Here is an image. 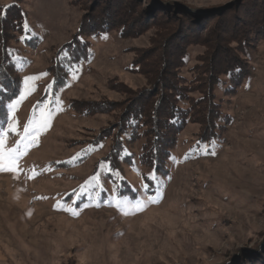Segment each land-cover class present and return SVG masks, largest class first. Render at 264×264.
Instances as JSON below:
<instances>
[{
	"label": "rangeland",
	"instance_id": "374dc122",
	"mask_svg": "<svg viewBox=\"0 0 264 264\" xmlns=\"http://www.w3.org/2000/svg\"><path fill=\"white\" fill-rule=\"evenodd\" d=\"M78 1L0 0L1 7L19 4L31 28L9 43L16 66L11 84L18 92L8 105L22 93L24 99L14 113L6 107V120L14 116L16 129L4 125L6 148L16 147L23 155L17 167L0 171V264H264V39H253L241 54L247 78L231 84L219 77L212 96L220 117L209 132L214 144L201 146L204 155H192L204 124L194 118L175 130L165 174L152 179L157 184L152 191L144 187L149 170L139 163V140L130 146L136 167L119 166L129 183L119 188L117 181L105 180L97 198L102 200L75 210L70 196L107 167L112 135L122 130L123 115L133 105L142 109L149 100L170 95L167 83L178 89L173 72L183 85L194 82L201 63L211 67L212 55L224 45L235 46L246 22L256 28L264 24V0H133L132 16L148 18L147 27H134L126 36L117 30L82 36L77 48L84 58L63 72L56 58L79 33L81 19L92 13L103 18L121 0L105 3L96 14L92 0ZM176 38L178 52L183 53L180 42L186 43L181 67L170 55L175 49L165 48L167 69L155 76L146 67L132 70L134 60L143 59L140 51L158 50L163 39L168 44ZM34 76L40 78L29 81L28 91L25 79ZM182 91L187 96L174 104L188 110V99H199L201 93ZM49 113L48 127L35 143L21 140L29 119L40 121ZM103 134L110 137L82 155ZM120 138L126 143L129 133ZM157 196L158 202L142 210H121L116 203Z\"/></svg>",
	"mask_w": 264,
	"mask_h": 264
},
{
	"label": "trees",
	"instance_id": "16d2710c",
	"mask_svg": "<svg viewBox=\"0 0 264 264\" xmlns=\"http://www.w3.org/2000/svg\"><path fill=\"white\" fill-rule=\"evenodd\" d=\"M80 1L82 0H79L78 4ZM109 1L111 4L114 3V0H96L94 3L92 0V12L96 14V11L104 7V4L109 3ZM116 3L119 4L118 8L114 6L115 8L111 9L103 18L92 13V16H86L81 19L79 33L74 39L61 46L60 50L62 54L56 58L55 63L59 65V68L61 67L60 69L63 72L84 58L77 48V45L84 42L82 36H99L112 30L120 31L123 36H126L134 27L140 29L142 27H147L145 22L149 20L148 18H144L143 15L140 16V18H134L132 16L130 11L133 12V4L135 3L133 0H121L120 2L116 1ZM24 22L25 14L20 9L19 4L12 3L7 7L0 6V122L6 120V107L15 97V93L18 92V89H15L16 86L12 87L11 84L16 78V66L13 60L14 56L9 50V43L12 40H16L19 34L25 33ZM206 24H209V22ZM246 25L248 28L241 30L239 36L235 37L237 38L236 40L234 39L236 42L235 46L224 45L219 49V53L212 55L214 63L212 62L211 67L207 65L204 67V62L200 64L201 66L195 71L196 80L194 82L183 85V78H181L178 73L173 72L172 81L177 82L179 88L176 89L172 87L171 84L167 83L165 85H169L167 87L165 86V91L169 90L171 92L170 95H173L174 99H171L170 97L172 96L169 94V96L161 94V97L158 99L156 98L157 100H149L142 106V109H137L138 106L133 105L129 113L123 115V120H121L120 125L122 126V130L118 136H115V134L112 135L113 143L104 163L107 167L104 166L103 170L97 171L94 176H92V179L87 180L89 184H82L77 187L78 190H75V188L71 192L70 196L73 199L74 210L77 209V205H84L85 202H92L93 199L96 200V202L102 200L101 198H97L101 196L102 191L105 189V180L112 185L117 181L118 184H116V186H119V188L120 185L123 186L129 183L122 177L119 166L124 164L131 166V168L136 167V154L130 146L139 140L142 141V148L138 154V160L143 167L149 170L148 173L146 172L144 174L147 184V186L144 185V187L148 191H152V188L157 186L156 181L154 182L152 179L165 174L166 161L170 158V151L175 146L176 136L174 134L179 125L186 121L191 122L190 120L194 118L198 120L194 122H204L202 130L191 148L195 150L192 155H204L202 154L201 146H212L215 136L211 133L209 134V132L215 130V121L220 117V111L215 105L212 96L214 88L219 84V77L223 75V77L229 79L231 84L236 83L240 79L247 78L249 76L246 73L248 66L244 62L245 60L242 58L241 54H244L246 50L252 47L253 39L256 41L264 39V24H261L258 28L255 27L253 22H246ZM222 28H224V30ZM219 29L227 32L223 25H221ZM212 35L216 40L218 39V35L215 31H213ZM178 40L179 38H176V40L173 39L167 44L166 40L163 39L164 42H161V46L158 50L140 51V54H143V59L141 60L138 58V60H134L132 70L140 72L142 67H146L149 73H152L154 76L158 75L159 71L165 68L167 69L170 66L167 64V60L164 59V55L167 54L165 48L175 49V53L170 55L174 56V60L177 61L176 66H178V68L181 67L186 43L180 42L183 53L181 51L178 52V48L176 49ZM162 44L164 46H162ZM65 53H67V56H65ZM152 58L154 59L151 60ZM147 60H149V62H147ZM207 61L210 63L211 60H205V62ZM175 62H173V64ZM210 75L212 78H209ZM206 79L207 82L204 84ZM16 84L18 86L17 88H19L20 81L18 83L16 82ZM198 86L202 87L201 89L205 88V90L199 89ZM183 88L189 90L193 89V91L201 93L199 99H188V110L181 109L177 104H174V100L176 103H179V101L184 98L183 96H187V94H184V91H182ZM4 125L5 124H3V127ZM126 133H129V138L125 143L121 141L120 137ZM107 137H110V135L103 134L97 141L89 143L90 145L83 148L82 155L85 157L87 156V151L85 149H98L103 139ZM204 153H206V151ZM112 171L117 172V175L112 176ZM91 183H94L93 185L95 187L91 186ZM133 190H135L134 187ZM116 192H118V189ZM113 195L114 193L111 196ZM258 250L259 247H256L254 254H258Z\"/></svg>",
	"mask_w": 264,
	"mask_h": 264
},
{
	"label": "snow or ice",
	"instance_id": "6c2138e0",
	"mask_svg": "<svg viewBox=\"0 0 264 264\" xmlns=\"http://www.w3.org/2000/svg\"><path fill=\"white\" fill-rule=\"evenodd\" d=\"M24 30L26 33H31V28L25 22L24 24ZM28 36H22L21 39H27ZM65 56H67V53H65ZM18 63V60L16 61ZM41 75H47V73H43ZM73 78H75V70L72 71ZM39 76L34 77H27L25 79V85L26 90L30 91L31 89H27L29 81H35L36 79H39ZM52 84L48 85V89L51 90ZM24 99V93L21 94L20 98L14 101L13 103L9 104V109L14 113L16 110L17 105L21 102V100ZM43 116V113H42ZM51 119V114L49 113L47 118H44L40 121H37L35 118L29 119L28 122L24 125V135L21 136V140H24L25 138L31 139L33 143L36 142V137H38L41 132L48 127V121ZM3 124H7L8 128L15 132L16 129L13 127L15 124V118L13 116L11 122L8 120H5L3 122H0V171H6L10 168H15L18 166V162L23 155V153L19 152L16 147H13L11 149L6 148V139H7V133L4 130ZM19 144V141L17 142ZM214 144V142H213ZM212 154H215L213 151ZM5 162H7V166L5 165ZM154 178V177H152ZM95 179V178H94ZM158 196L157 197H149L144 201H137L133 203L132 201H129L127 199H119L117 200V207L123 210L126 207H131L137 210H142L143 207H145L148 203H155L158 202Z\"/></svg>",
	"mask_w": 264,
	"mask_h": 264
}]
</instances>
